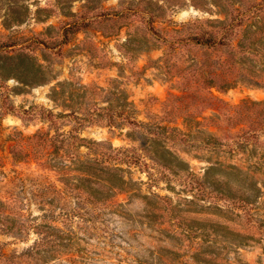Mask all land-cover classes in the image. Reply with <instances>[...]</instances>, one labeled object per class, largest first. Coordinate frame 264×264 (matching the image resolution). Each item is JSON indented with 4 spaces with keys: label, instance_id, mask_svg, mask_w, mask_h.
I'll use <instances>...</instances> for the list:
<instances>
[{
    "label": "rangeland",
    "instance_id": "1",
    "mask_svg": "<svg viewBox=\"0 0 264 264\" xmlns=\"http://www.w3.org/2000/svg\"><path fill=\"white\" fill-rule=\"evenodd\" d=\"M244 102L264 0H0V264H264Z\"/></svg>",
    "mask_w": 264,
    "mask_h": 264
},
{
    "label": "trees",
    "instance_id": "2",
    "mask_svg": "<svg viewBox=\"0 0 264 264\" xmlns=\"http://www.w3.org/2000/svg\"><path fill=\"white\" fill-rule=\"evenodd\" d=\"M192 40L197 45L205 46H215L219 45L222 40L217 39V37L212 38L210 36L197 35L193 36ZM214 76V75H213ZM215 77H208L206 83L211 87L219 88H230L232 83H228L222 80L215 79ZM223 106V105H222ZM224 108V106H223ZM233 121V127L242 126L239 130V142L240 143H253L257 142L260 138V134L264 133V102H244L240 106L227 110L222 118L224 126H222L223 131L226 133L229 129L228 125ZM221 129V128H220ZM120 152L119 150L117 153ZM122 181V180H121ZM111 188H118L120 184L117 182H112Z\"/></svg>",
    "mask_w": 264,
    "mask_h": 264
}]
</instances>
